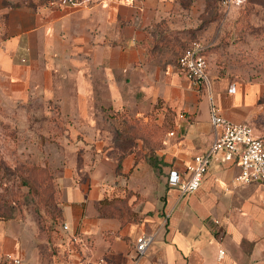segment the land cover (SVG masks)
Returning <instances> with one entry per match:
<instances>
[{
    "label": "crops",
    "instance_id": "1",
    "mask_svg": "<svg viewBox=\"0 0 264 264\" xmlns=\"http://www.w3.org/2000/svg\"><path fill=\"white\" fill-rule=\"evenodd\" d=\"M32 1L0 0V84H37L59 102L58 87L63 84L76 86L81 95L98 90L110 100L109 106L134 108L138 114L140 104L154 106L163 99L164 109L174 111L175 122L163 153L168 173L185 168L212 146V102L226 118L249 123L257 134L264 132L262 84L220 77L209 68L201 88L177 67L183 54L176 57L177 46L158 44L161 33L155 24L166 22L165 31L177 33L181 41L194 25L181 12L179 0H82L74 6ZM150 36L152 44L156 41L153 47ZM90 117L86 112L80 121L83 131L93 127ZM115 147V142L104 140V157L88 173L66 170L62 207L68 229L60 227L48 236L37 222L22 216L0 221V264H7L9 254L31 264L103 256L111 264H133L137 238L144 233L155 238L139 264H264L263 181L238 184L240 164L223 162L217 153L194 193L183 195L171 185L161 192L147 159L126 177L134 165V154L127 155L118 174ZM136 175L145 178L132 185ZM127 188L135 192L128 199L139 219L124 223L103 216L98 202L126 197Z\"/></svg>",
    "mask_w": 264,
    "mask_h": 264
},
{
    "label": "rangeland",
    "instance_id": "2",
    "mask_svg": "<svg viewBox=\"0 0 264 264\" xmlns=\"http://www.w3.org/2000/svg\"><path fill=\"white\" fill-rule=\"evenodd\" d=\"M179 3L181 12L189 15L194 24L189 27L187 39L181 41L177 33L165 31L166 22H162L155 25L161 33L158 44H168L171 49L177 46L178 58L193 41H201L206 45L209 68L216 69L220 77L264 86V0H179ZM148 39L151 45L154 39L152 36ZM17 87L0 84V221L22 216L37 222L52 236L64 222L52 219L62 208L63 176L69 168L76 173L90 172L104 151V140L111 145L116 143L117 121L111 116L115 108L107 104L110 100H104L102 92L92 93L90 88L81 95L74 90L76 86L63 84L58 87L62 97L59 102L52 93L43 94L37 84ZM124 109L132 123L144 130L145 137L137 140V150L147 160L158 155V167L154 170L156 186L162 192L164 185L169 186L163 153L171 129L167 125L174 121V115L166 112L163 103L158 108L140 104L139 114L134 108ZM86 112L93 127L83 131L79 125ZM116 147L115 156L120 152ZM21 175L32 180L36 189L21 185ZM144 178L136 175L131 183ZM160 198L163 200L164 196Z\"/></svg>",
    "mask_w": 264,
    "mask_h": 264
},
{
    "label": "built area",
    "instance_id": "3",
    "mask_svg": "<svg viewBox=\"0 0 264 264\" xmlns=\"http://www.w3.org/2000/svg\"><path fill=\"white\" fill-rule=\"evenodd\" d=\"M51 5L74 6L82 0H47ZM177 67L195 84L203 85L208 80L209 61L206 45L193 41L178 58ZM211 122L216 128L212 146L203 153L196 154L185 168L169 171L168 183L177 187L183 195L194 193L201 186L208 171L211 158L220 153L223 162H238L240 173L236 181L240 185L264 182V132L257 134L252 125L235 122L220 113L216 102L211 104ZM172 134L174 132H171ZM68 229V224L62 225ZM155 238V234L144 233L137 238L134 247V263L139 264ZM74 239V238H73ZM225 253L220 250V255ZM7 264H31L18 255L9 254ZM68 264H111L107 257L95 260L80 259Z\"/></svg>",
    "mask_w": 264,
    "mask_h": 264
},
{
    "label": "trees",
    "instance_id": "4",
    "mask_svg": "<svg viewBox=\"0 0 264 264\" xmlns=\"http://www.w3.org/2000/svg\"><path fill=\"white\" fill-rule=\"evenodd\" d=\"M37 1H43V0H33L32 2H37ZM47 2V0H44ZM159 25V24H155ZM201 88H203V85H201ZM160 103H163V99H159L156 104L154 105L155 108H158V105ZM166 112L173 114L174 111L170 109V107H167ZM111 116L115 118L117 121L116 127H115V141L116 144L120 150L119 156H118V167H117V172L122 173V160L124 157H126L129 154H134V165L132 167V170L128 173L125 174L126 177H128L135 166L145 159L143 154H140V152L137 150L138 149V139H143V136L145 137L144 130L140 126H135L134 121L130 119L131 117L128 115L127 110L124 108L114 110L111 113ZM133 122V123H132ZM140 123L139 121H135ZM141 124V123H140ZM141 126H143L141 124ZM168 128H171L169 131H171L174 127V121H169V124L167 125ZM165 149V147H164ZM153 156V155H152ZM150 156L148 158V161L152 164V166L155 168L158 167V160L157 157L154 158ZM22 180L20 181L21 185H27L30 187L31 190H35L36 186L35 183L27 178L26 176L21 175ZM127 191V196L126 197H112V198H102L98 202V208L100 213L103 216H115L120 218L124 223L132 220H138V212L134 211L133 206L129 203L128 195L131 193H135L132 190H129L128 188L126 189ZM136 195L139 197L140 195L136 193ZM54 222L58 221H64V213H63V207L61 210H59L58 214H54L53 218ZM64 224V222H63ZM62 224V225H63ZM43 227V226H42ZM41 228V226H40ZM44 228H41L42 231H44L48 236H51V233H49L46 229L43 230Z\"/></svg>",
    "mask_w": 264,
    "mask_h": 264
}]
</instances>
